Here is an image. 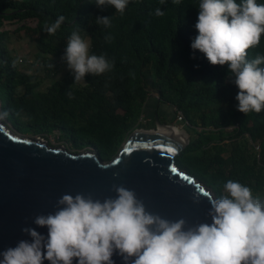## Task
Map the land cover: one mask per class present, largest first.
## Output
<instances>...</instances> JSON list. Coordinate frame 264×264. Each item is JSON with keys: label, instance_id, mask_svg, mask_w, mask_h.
<instances>
[{"label": "trees", "instance_id": "trees-1", "mask_svg": "<svg viewBox=\"0 0 264 264\" xmlns=\"http://www.w3.org/2000/svg\"><path fill=\"white\" fill-rule=\"evenodd\" d=\"M94 3L0 0V112H7L5 123L49 144L55 135L68 150H94L109 162L131 133L155 129L154 122L145 121V109L156 97L175 115L182 113L185 129L193 131L176 157L181 169L216 197L226 195L223 185L231 179L249 186L264 202V110L239 112L238 89L228 82L226 65H211L191 49L199 0H130L123 14ZM157 8L164 14L157 16ZM61 15L60 28L48 34L45 26ZM98 16L111 17V27L97 24ZM6 23L17 27L6 29ZM73 30L90 41V53L104 54L113 63L109 72L86 74L83 83H73L70 71L58 77ZM22 33L36 43L33 62L13 47ZM247 51L248 59L264 55V34Z\"/></svg>", "mask_w": 264, "mask_h": 264}, {"label": "clouds", "instance_id": "clouds-1", "mask_svg": "<svg viewBox=\"0 0 264 264\" xmlns=\"http://www.w3.org/2000/svg\"><path fill=\"white\" fill-rule=\"evenodd\" d=\"M130 0H95L97 8L111 6L124 13ZM155 14H164L160 8ZM63 15L45 26L54 34ZM111 27V17H96ZM197 35L191 41L211 65L227 67V80L238 89L237 110H264V55L248 59V49L264 34V3L257 0H199ZM111 35L105 39L110 41ZM89 40L79 30L68 37L63 59L73 83L86 74L109 72L113 63L104 54L90 53ZM7 112H0V120ZM225 194L209 199L211 222L186 226L184 219L168 220L148 212L136 193L114 186L115 196L103 200L76 193L63 194L57 209L38 215L22 231L29 239L0 251V264H264V202L239 181L227 180ZM38 228H46L47 235Z\"/></svg>", "mask_w": 264, "mask_h": 264}, {"label": "water", "instance_id": "water-1", "mask_svg": "<svg viewBox=\"0 0 264 264\" xmlns=\"http://www.w3.org/2000/svg\"><path fill=\"white\" fill-rule=\"evenodd\" d=\"M160 129L174 127L157 122L156 130L134 131L106 162L94 150L74 153L54 147L0 120V251L29 239L22 229L36 227V216L54 212L63 194L103 200L115 196L114 186L133 190L148 212L168 220L182 218L186 226L210 223L211 191L176 164L190 140ZM37 230L47 235L46 228ZM112 259L123 264L117 254Z\"/></svg>", "mask_w": 264, "mask_h": 264}, {"label": "rangeland", "instance_id": "rangeland-1", "mask_svg": "<svg viewBox=\"0 0 264 264\" xmlns=\"http://www.w3.org/2000/svg\"><path fill=\"white\" fill-rule=\"evenodd\" d=\"M17 26H13L9 23H6V29H15ZM23 36H21V38H19L17 40V38L14 39V49L18 51V54H20V57H23V58H28L30 60V62H33L34 61V54L36 52L35 50V47H36V43L35 41L31 38V37H28V36H25V34L22 33ZM90 43V41H89ZM60 71H59V74H58V77H62L63 75H65L67 72H69L70 70L68 69L67 67V64H66V61L65 60H62L60 63ZM71 72V71H70ZM81 83H83V81H81ZM4 121V119L2 120ZM5 122V121H4ZM7 125V124H6ZM10 129L14 130L10 124L7 125ZM167 126H171V127H174L175 129H178L180 130L181 132L185 133V136H186V139H189L191 140L192 138V135H193V131H191L190 129H185V126L184 125H180V124H177V122H174L172 124H169ZM156 130V127L155 129ZM201 131V130H199ZM27 135H31V134H27ZM50 145L51 146H54V147H59V146H62V147H65L66 149L67 146L64 145V143H62L57 136L55 135H52L50 136ZM251 149V152H256L254 151V149L252 148V146L250 147ZM256 150L258 151V149L256 148ZM70 151V150H69ZM209 190L211 191V194L213 195V197L215 198V193L213 192V190L208 187Z\"/></svg>", "mask_w": 264, "mask_h": 264}, {"label": "crops", "instance_id": "crops-1", "mask_svg": "<svg viewBox=\"0 0 264 264\" xmlns=\"http://www.w3.org/2000/svg\"><path fill=\"white\" fill-rule=\"evenodd\" d=\"M145 121L149 123L154 122L156 125L157 122H160L162 125L164 124L169 125L172 124L173 122L175 124L176 122L175 109L170 106L160 105L158 99L154 97L146 106ZM179 132L181 131L179 130Z\"/></svg>", "mask_w": 264, "mask_h": 264}, {"label": "bare ground", "instance_id": "bare-ground-1", "mask_svg": "<svg viewBox=\"0 0 264 264\" xmlns=\"http://www.w3.org/2000/svg\"><path fill=\"white\" fill-rule=\"evenodd\" d=\"M177 130L178 129H170V130H168V129H160V133H169V134H171V135H173V136H175V137H177V138H179V139H181V140H184V141H186L187 139H186V136H185V133H183V132H179V130H178V132H177ZM180 135V136H179Z\"/></svg>", "mask_w": 264, "mask_h": 264}, {"label": "built area", "instance_id": "built-area-1", "mask_svg": "<svg viewBox=\"0 0 264 264\" xmlns=\"http://www.w3.org/2000/svg\"><path fill=\"white\" fill-rule=\"evenodd\" d=\"M142 121H144V118L142 119ZM176 122H177V124H180V125H183L184 124L185 118H184V116H183L182 113H180V112H177L176 113Z\"/></svg>", "mask_w": 264, "mask_h": 264}]
</instances>
